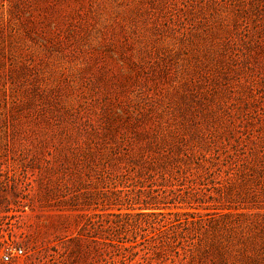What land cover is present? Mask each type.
Masks as SVG:
<instances>
[{"label": "rangeland", "instance_id": "rangeland-1", "mask_svg": "<svg viewBox=\"0 0 264 264\" xmlns=\"http://www.w3.org/2000/svg\"><path fill=\"white\" fill-rule=\"evenodd\" d=\"M0 264H264V0H0Z\"/></svg>", "mask_w": 264, "mask_h": 264}, {"label": "trees", "instance_id": "trees-1", "mask_svg": "<svg viewBox=\"0 0 264 264\" xmlns=\"http://www.w3.org/2000/svg\"><path fill=\"white\" fill-rule=\"evenodd\" d=\"M151 209H154V210H150V212H137V213H135V215L136 216H151L152 218H153V222H151V223H155L154 221H155V217L156 216H164V212H162V211H160V210H157V208H151ZM167 214H170V212H168ZM175 215L177 214V213H174Z\"/></svg>", "mask_w": 264, "mask_h": 264}, {"label": "built area", "instance_id": "built-area-1", "mask_svg": "<svg viewBox=\"0 0 264 264\" xmlns=\"http://www.w3.org/2000/svg\"><path fill=\"white\" fill-rule=\"evenodd\" d=\"M17 252L20 253L21 250H17ZM4 259H8V257L7 256H4Z\"/></svg>", "mask_w": 264, "mask_h": 264}]
</instances>
